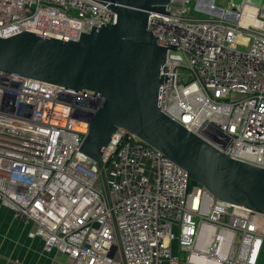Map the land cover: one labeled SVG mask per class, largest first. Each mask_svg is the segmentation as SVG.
I'll return each mask as SVG.
<instances>
[{"label":"built area","instance_id":"obj_1","mask_svg":"<svg viewBox=\"0 0 264 264\" xmlns=\"http://www.w3.org/2000/svg\"><path fill=\"white\" fill-rule=\"evenodd\" d=\"M193 4V10L189 8ZM147 31L167 49L160 112L229 159L264 170V0H170ZM93 0H0V38L76 41L115 24ZM95 95L0 72V207L69 264H258L264 215L214 199L187 172L118 129L97 164L79 150ZM112 252V257L109 254Z\"/></svg>","mask_w":264,"mask_h":264},{"label":"water","instance_id":"obj_2","mask_svg":"<svg viewBox=\"0 0 264 264\" xmlns=\"http://www.w3.org/2000/svg\"><path fill=\"white\" fill-rule=\"evenodd\" d=\"M115 24L91 27L76 41L22 32L0 38V72L98 96L80 152L95 162L109 208L102 155L118 129L182 167L217 201L264 215V170L229 159L160 112L167 49L147 31L148 13L168 18L170 0H93ZM117 261L125 264L115 219ZM112 257V252L109 254Z\"/></svg>","mask_w":264,"mask_h":264},{"label":"crops","instance_id":"obj_3","mask_svg":"<svg viewBox=\"0 0 264 264\" xmlns=\"http://www.w3.org/2000/svg\"><path fill=\"white\" fill-rule=\"evenodd\" d=\"M32 230L33 226L13 220L0 207V264H69L67 256L44 251L40 239L29 237Z\"/></svg>","mask_w":264,"mask_h":264},{"label":"rangeland","instance_id":"obj_4","mask_svg":"<svg viewBox=\"0 0 264 264\" xmlns=\"http://www.w3.org/2000/svg\"><path fill=\"white\" fill-rule=\"evenodd\" d=\"M249 1L257 6L260 5V3L262 2V0H249ZM238 4H239V0H216V6L219 8L228 7V9H231V5L237 6ZM189 8L191 11L193 10L192 3L189 5ZM258 264H264V247L261 252V256Z\"/></svg>","mask_w":264,"mask_h":264},{"label":"trees","instance_id":"obj_5","mask_svg":"<svg viewBox=\"0 0 264 264\" xmlns=\"http://www.w3.org/2000/svg\"><path fill=\"white\" fill-rule=\"evenodd\" d=\"M193 184V182L190 181V186Z\"/></svg>","mask_w":264,"mask_h":264}]
</instances>
